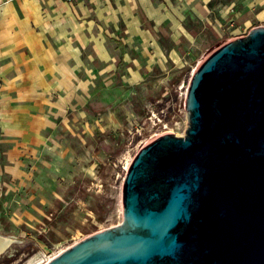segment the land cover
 <instances>
[{"label": "water", "instance_id": "water-1", "mask_svg": "<svg viewBox=\"0 0 264 264\" xmlns=\"http://www.w3.org/2000/svg\"><path fill=\"white\" fill-rule=\"evenodd\" d=\"M186 102L185 134L131 159L120 225L45 264H264V25L201 58Z\"/></svg>", "mask_w": 264, "mask_h": 264}, {"label": "rangeland", "instance_id": "rangeland-1", "mask_svg": "<svg viewBox=\"0 0 264 264\" xmlns=\"http://www.w3.org/2000/svg\"><path fill=\"white\" fill-rule=\"evenodd\" d=\"M217 41H198L175 66L155 62L151 82L131 78L130 57L116 58L108 72L76 73L75 86L57 87L47 71L45 86L29 88L27 109L18 104L14 111L10 99L21 89L7 81L19 73L0 65V235L14 239L0 264L49 256L120 225L127 161L154 135L185 134L192 71ZM10 112L18 117L8 131ZM26 112L29 130L22 134Z\"/></svg>", "mask_w": 264, "mask_h": 264}, {"label": "crops", "instance_id": "crops-1", "mask_svg": "<svg viewBox=\"0 0 264 264\" xmlns=\"http://www.w3.org/2000/svg\"><path fill=\"white\" fill-rule=\"evenodd\" d=\"M261 25L264 0H0V65L19 73L7 82L21 89L11 111L27 109L29 88L45 86L47 71L57 87L75 86L76 73L108 72L116 58L130 57L131 78L151 82L155 62L175 66L200 40L217 39L215 47ZM30 72L42 77L30 81ZM10 114L8 131L18 117ZM28 123L26 112L22 134Z\"/></svg>", "mask_w": 264, "mask_h": 264}, {"label": "bare ground", "instance_id": "bare-ground-1", "mask_svg": "<svg viewBox=\"0 0 264 264\" xmlns=\"http://www.w3.org/2000/svg\"><path fill=\"white\" fill-rule=\"evenodd\" d=\"M129 163H130V161H127L126 165H129ZM12 241H14L13 238H11L9 236H1L0 235V254L2 252H4L10 246ZM63 250H64L63 248H60L59 250L54 251L53 254H51L49 256H46L45 254L35 255V256L29 258L23 264H45L49 260H51L53 257H55L57 254L62 252Z\"/></svg>", "mask_w": 264, "mask_h": 264}, {"label": "built area", "instance_id": "built-area-1", "mask_svg": "<svg viewBox=\"0 0 264 264\" xmlns=\"http://www.w3.org/2000/svg\"><path fill=\"white\" fill-rule=\"evenodd\" d=\"M195 70V69H194ZM194 70L192 71V73L194 72ZM127 167H128V165H126L124 168H125V170L127 169Z\"/></svg>", "mask_w": 264, "mask_h": 264}]
</instances>
